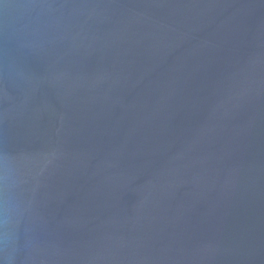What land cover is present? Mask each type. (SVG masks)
I'll return each mask as SVG.
<instances>
[{
  "label": "water",
  "instance_id": "water-1",
  "mask_svg": "<svg viewBox=\"0 0 264 264\" xmlns=\"http://www.w3.org/2000/svg\"><path fill=\"white\" fill-rule=\"evenodd\" d=\"M0 264H264V0H0Z\"/></svg>",
  "mask_w": 264,
  "mask_h": 264
}]
</instances>
